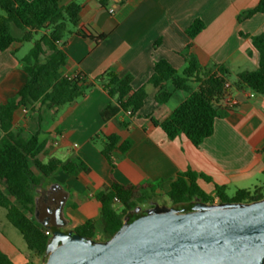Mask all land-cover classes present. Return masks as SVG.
<instances>
[{
    "label": "crops",
    "instance_id": "0c3cea01",
    "mask_svg": "<svg viewBox=\"0 0 264 264\" xmlns=\"http://www.w3.org/2000/svg\"><path fill=\"white\" fill-rule=\"evenodd\" d=\"M76 1L83 6L75 30L79 34L62 45L68 56L63 74L82 75L89 82L107 71L131 74L133 89L146 86L148 97L137 114L120 112L108 122L102 120L101 112L112 100L98 83L56 114L39 105L34 110L16 111L15 131L30 137L40 130L43 149L37 158L41 162L72 159L88 168L74 175L58 172L38 188L41 220L48 214L43 197L49 191L56 192L55 201H63L62 230L69 233L89 220L100 219L102 205L97 195L114 183L153 191V199L142 205L145 209L158 203L157 199H165L177 175L187 171L198 176L197 184L209 195H215L216 185L224 187L229 197L237 190L264 188L263 95L250 97L249 90L228 93L236 104H222L214 134L196 147L185 136L169 139L152 121L168 118L188 94L176 92L162 104L157 89L148 84L156 61L165 59L182 71L187 53L202 65H226L235 77L255 70L259 56L251 36L264 34V13L242 21L240 16L254 9L259 0H113L108 8L98 0ZM196 19L203 21L205 29L191 39L186 30ZM83 32L93 38H84ZM98 37L103 38L96 40ZM23 47L14 44L0 51V105L15 96L27 80L20 61L25 55L21 54ZM38 116L43 119L41 126ZM111 135L120 137L119 145L132 141L126 152L114 151L113 165L102 154L103 140ZM0 249L15 264L39 260L29 250H18L1 233Z\"/></svg>",
    "mask_w": 264,
    "mask_h": 264
},
{
    "label": "trees",
    "instance_id": "16d2710c",
    "mask_svg": "<svg viewBox=\"0 0 264 264\" xmlns=\"http://www.w3.org/2000/svg\"><path fill=\"white\" fill-rule=\"evenodd\" d=\"M64 1L0 0V51L9 50L14 44H33L20 60L27 76L25 84L15 96L0 105V208L6 211L7 220L20 232L33 257L40 260V263L27 264L44 262L52 239L45 231L51 234L56 231L42 227L35 218L38 188L58 172L74 175L77 170L87 171L88 168L81 161L72 159L51 158L47 163L41 162L37 158L43 149L39 141L40 130L30 137L15 131L16 111L20 108L34 110V106L39 105L56 114L61 107L83 98L98 83L112 100L101 112L102 120L108 122L120 112L131 110V115L137 114L148 97L146 86L133 89L131 74L121 76L107 71L94 82L82 75L67 77L63 74L68 56L62 45L67 38L79 34L75 30L83 11V6L76 0ZM98 1L108 8L113 0ZM258 13H264V0H259L254 9L242 14L240 21ZM204 29L203 21L196 19L186 33L194 39ZM83 34L84 38H93ZM251 41L258 52V67L238 73L233 83H230L231 73L226 65H202L191 53L185 55L186 66L182 71L165 59L156 61L148 84L157 89L160 102L166 104L176 92H185L188 96L168 118L162 121L152 118L153 123L169 139L185 136L199 147L214 134L215 121L227 93L250 90L264 96V34L251 36ZM227 83L230 87H226ZM38 121L41 126L43 119L40 116ZM119 143L118 135L103 140L102 154L111 165L114 151L126 152L132 141ZM197 179L192 171L177 175L167 192L171 206L189 212L196 201L214 204L264 199V188L237 190L229 197L224 187L216 185L215 195H209L197 184ZM153 196L154 192L145 191L143 186L114 183L97 195L102 205L100 219L89 220L73 232L87 239L108 241L120 230L127 213L149 203ZM116 205H120L121 212ZM139 217H131V221ZM0 264L15 263L0 249Z\"/></svg>",
    "mask_w": 264,
    "mask_h": 264
},
{
    "label": "water",
    "instance_id": "95a60500",
    "mask_svg": "<svg viewBox=\"0 0 264 264\" xmlns=\"http://www.w3.org/2000/svg\"><path fill=\"white\" fill-rule=\"evenodd\" d=\"M62 211L55 201L41 220L36 201V220L56 229L42 264H264V199L138 207L108 241L64 232Z\"/></svg>",
    "mask_w": 264,
    "mask_h": 264
},
{
    "label": "rangeland",
    "instance_id": "374dc122",
    "mask_svg": "<svg viewBox=\"0 0 264 264\" xmlns=\"http://www.w3.org/2000/svg\"><path fill=\"white\" fill-rule=\"evenodd\" d=\"M16 33L18 32L16 31ZM36 38H38V36ZM32 46H33L32 43H25L21 51V54H26L32 48ZM230 79L231 81H235L236 80L235 75L231 74ZM173 101H176V98ZM157 202H158L157 204H160V205L171 206V202L168 199V197H165V199H157ZM117 209L118 211L121 212V207H117ZM0 233L7 236L8 241L18 250H21L23 252L28 251L26 243L22 238V235L15 227H13L9 223V221L6 218V211L1 208H0ZM37 263H40V260H38Z\"/></svg>",
    "mask_w": 264,
    "mask_h": 264
},
{
    "label": "built area",
    "instance_id": "2783aa9c",
    "mask_svg": "<svg viewBox=\"0 0 264 264\" xmlns=\"http://www.w3.org/2000/svg\"><path fill=\"white\" fill-rule=\"evenodd\" d=\"M114 10H111V12H113ZM76 77V76H75ZM226 87H230V83H227L226 84ZM256 94L252 91L249 90V96L250 97H254ZM222 104H224L225 106H234L236 104V102L231 99V97H229V94L227 93L225 99L223 100ZM127 114L128 115H131V110H128L127 111ZM45 234L48 235V236H51L52 234L49 232V231H45Z\"/></svg>",
    "mask_w": 264,
    "mask_h": 264
},
{
    "label": "flooded vegetation",
    "instance_id": "af4514ba",
    "mask_svg": "<svg viewBox=\"0 0 264 264\" xmlns=\"http://www.w3.org/2000/svg\"><path fill=\"white\" fill-rule=\"evenodd\" d=\"M56 192L55 191H49V193H47L44 197H43V202H45L48 206H50L51 204H53L55 202L54 200V196H55ZM58 200V199H57ZM144 209V208H143ZM142 213L140 214H134L132 215V218L135 217L136 215L141 216Z\"/></svg>",
    "mask_w": 264,
    "mask_h": 264
}]
</instances>
